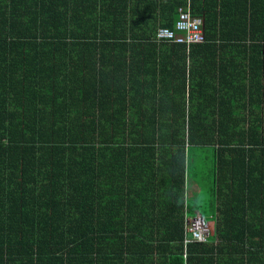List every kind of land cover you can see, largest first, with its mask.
Returning <instances> with one entry per match:
<instances>
[{
	"label": "trees",
	"instance_id": "obj_1",
	"mask_svg": "<svg viewBox=\"0 0 264 264\" xmlns=\"http://www.w3.org/2000/svg\"><path fill=\"white\" fill-rule=\"evenodd\" d=\"M0 264H264V0H0Z\"/></svg>",
	"mask_w": 264,
	"mask_h": 264
},
{
	"label": "built area",
	"instance_id": "obj_2",
	"mask_svg": "<svg viewBox=\"0 0 264 264\" xmlns=\"http://www.w3.org/2000/svg\"><path fill=\"white\" fill-rule=\"evenodd\" d=\"M179 18L176 22V33L168 29H160L157 32V41L174 42L178 44H190L205 42L202 30V19L190 14L189 9H178ZM209 222L205 221L199 214L193 217H185L184 222V240L186 245L189 242H205L206 238L212 234Z\"/></svg>",
	"mask_w": 264,
	"mask_h": 264
},
{
	"label": "crops",
	"instance_id": "obj_3",
	"mask_svg": "<svg viewBox=\"0 0 264 264\" xmlns=\"http://www.w3.org/2000/svg\"><path fill=\"white\" fill-rule=\"evenodd\" d=\"M193 187H194V192H197V191L199 190L198 187H197L196 185H194ZM195 214H198V213H195ZM195 214H194V215H195ZM211 224H212V226H213V222H211Z\"/></svg>",
	"mask_w": 264,
	"mask_h": 264
},
{
	"label": "rangeland",
	"instance_id": "obj_4",
	"mask_svg": "<svg viewBox=\"0 0 264 264\" xmlns=\"http://www.w3.org/2000/svg\"><path fill=\"white\" fill-rule=\"evenodd\" d=\"M208 225H209V227H210V229H211V231H212V224L211 223H208Z\"/></svg>",
	"mask_w": 264,
	"mask_h": 264
}]
</instances>
